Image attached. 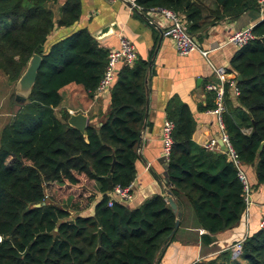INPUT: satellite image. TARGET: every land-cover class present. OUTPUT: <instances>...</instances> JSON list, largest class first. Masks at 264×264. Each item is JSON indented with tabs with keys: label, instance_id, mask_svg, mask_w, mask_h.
Wrapping results in <instances>:
<instances>
[{
	"label": "trees",
	"instance_id": "obj_1",
	"mask_svg": "<svg viewBox=\"0 0 264 264\" xmlns=\"http://www.w3.org/2000/svg\"><path fill=\"white\" fill-rule=\"evenodd\" d=\"M57 2L0 0V71L17 81L34 54L42 57L31 94L1 133L0 264H160L177 231L178 212L168 201L170 194L181 205L184 198L191 204L207 231L205 243L213 240L211 235L231 231L246 209L237 167L226 151L210 150L193 139L196 119L189 104L178 97H172L166 108L167 117L175 122L168 188L135 208L119 200L109 204L108 176H112V187L129 186L136 178L151 58L139 57L133 65L121 67L111 88L106 119L81 131L69 123V113L59 116L56 111L61 89L77 83L95 94L110 48L87 27L49 44L57 27L73 25L82 13L81 0H66L57 18L51 7ZM137 3L142 11L163 7L183 13L196 38L208 26L225 18L237 19L260 4L259 0ZM253 30L255 39L231 59L232 70L243 79H238L237 104L226 86L223 118L243 164L255 165L258 186L264 183V144L260 149L264 142V19ZM96 183L101 197L95 213L83 215L80 211L96 199ZM69 197H73L71 206L60 203ZM196 264H264V227L244 239L237 257L225 250Z\"/></svg>",
	"mask_w": 264,
	"mask_h": 264
},
{
	"label": "crops",
	"instance_id": "obj_2",
	"mask_svg": "<svg viewBox=\"0 0 264 264\" xmlns=\"http://www.w3.org/2000/svg\"><path fill=\"white\" fill-rule=\"evenodd\" d=\"M66 0L51 4L55 16H60V7ZM260 2V0H259ZM80 19L71 26L57 27L50 35L49 44L71 34L77 29L87 27L101 44L112 48L119 43V37L127 36L137 45L139 57L151 58L148 77L149 98L141 138L138 146L139 157L136 160L137 174L131 184L133 198L124 202L129 208L140 206L156 193H163L169 186L168 165L162 154V130L167 118V105L172 97H178L189 104L196 119L193 139L206 146L213 138H219L218 116L212 112L215 92L207 84H220V79L210 61L226 66L232 75L231 59L239 49L230 42L231 34L239 29L254 26L264 19V4L250 9L237 19L225 18L208 26L196 38L199 46L210 50L208 57L200 50L188 55L180 54L168 34L169 22L158 11H137L125 0H81ZM208 9L204 7V11ZM118 31H120L118 33ZM124 63H119L118 73ZM110 94L96 96L81 84L71 83L61 89L62 101L56 108L59 116L69 113H84L88 124L100 126L110 109ZM231 100L238 103L237 95L230 89ZM215 104V103H214ZM214 151H225L219 142ZM252 182L251 204L246 209L238 224L226 233L211 235L210 243L203 241L206 229L201 227L194 209L184 198L179 204L182 211L180 225L174 239L166 246L160 264H196L219 256L225 250H232L233 245L244 240L249 234L261 228L264 216V183L256 186L255 165H245ZM97 196L88 210L80 211L83 215L95 213V203L100 199L99 183H96ZM122 202V201H121Z\"/></svg>",
	"mask_w": 264,
	"mask_h": 264
},
{
	"label": "built area",
	"instance_id": "obj_3",
	"mask_svg": "<svg viewBox=\"0 0 264 264\" xmlns=\"http://www.w3.org/2000/svg\"><path fill=\"white\" fill-rule=\"evenodd\" d=\"M132 3V8H138L143 10V7L137 3V0H129ZM261 4H264V0H260ZM150 11L161 12L169 22L168 34L173 40L177 51L182 55H188L196 50H200L201 53L208 57L210 50L203 49L199 46L196 37L190 32L187 21L183 13L178 12L172 8L152 7ZM256 34L253 30V26H248L234 31L230 36V42L234 43L239 48L255 39ZM139 59V52L136 43L127 36H120L117 46L110 48L108 54V62L105 69V73L101 78L99 85L95 91L96 96H101L107 92H111L115 81L118 77V65L124 63L133 65ZM210 64L220 79V84L209 83L207 88L215 92V107L212 112L217 114L218 124L220 128L219 138H213L205 147L210 150H214L219 147L220 140H223L228 150V157L237 167V173L240 180L243 183L245 191L246 206L251 204V196L253 191L252 183L249 179L245 165L242 162L241 156L236 148L233 146L230 136L226 129V124L223 118V113L226 110L225 105V91L226 86L229 85L234 93L238 96L240 94V88L238 86V78L236 75H232L229 69L224 65H217L210 61ZM175 122L166 118L163 124L162 140L163 150L162 154L165 160L169 162L172 147L174 144V132ZM110 202L112 205L115 200L127 202L132 200L133 192L131 185L122 186L120 184L112 187L109 190ZM261 227H264V216L261 220ZM3 237L0 235V241ZM238 241L233 245V256L237 257L242 252V242Z\"/></svg>",
	"mask_w": 264,
	"mask_h": 264
},
{
	"label": "water",
	"instance_id": "obj_4",
	"mask_svg": "<svg viewBox=\"0 0 264 264\" xmlns=\"http://www.w3.org/2000/svg\"><path fill=\"white\" fill-rule=\"evenodd\" d=\"M125 1L128 2L129 4H131V6H132L131 1H129V0H125ZM134 9H136L139 12L141 11L140 9H138L136 7ZM119 32L120 31H118V33ZM92 35L95 37L94 34H92ZM41 60H42L41 55L34 54L32 56V58L30 59L29 63H28L27 69L25 70L23 75H21V77L19 78V84L18 85L20 87V93L17 95V98L21 102L20 106H22L26 102V100L28 99L29 95L31 94L33 85H34V83L36 81V78H37V75H38L39 67L41 65ZM238 79H239V81H241L243 79V76L241 74H238ZM68 121H69V123L71 125H74V126L78 127L81 131L85 132L86 127H87V123H88V117H87L86 114L79 112V113H76V114H72L69 117ZM220 143L222 144V148L225 151H227L228 148L225 145V143L223 142V140H220ZM263 144H264V142L261 144L260 149L263 148ZM114 163H115V159L112 162V169H113ZM107 179H108V182H109L108 189L110 190V189H112V186H113L112 176L111 175L108 176ZM168 201H169L170 205L172 206V208L176 212H178V218H177V221H176V229H177L179 227V225H180L182 211H181V209H179V204L171 196V194L168 197ZM36 205L39 206L41 204L37 203Z\"/></svg>",
	"mask_w": 264,
	"mask_h": 264
},
{
	"label": "rangeland",
	"instance_id": "obj_5",
	"mask_svg": "<svg viewBox=\"0 0 264 264\" xmlns=\"http://www.w3.org/2000/svg\"><path fill=\"white\" fill-rule=\"evenodd\" d=\"M18 84L19 79L17 81H12L3 71H0V138L4 126L11 121L13 115L16 113L18 108H20L21 102L17 98V95L20 93V87ZM72 198L73 197L65 198L60 203L66 206H71ZM95 200L96 199H94L93 203H91L86 209H83L81 211L88 210V208H90L94 204ZM73 214H77L76 211L73 212Z\"/></svg>",
	"mask_w": 264,
	"mask_h": 264
}]
</instances>
